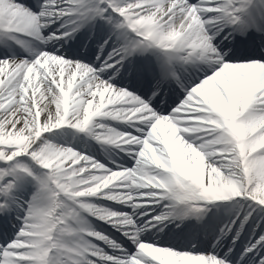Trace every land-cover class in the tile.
I'll use <instances>...</instances> for the list:
<instances>
[{
  "label": "snow or ice",
  "instance_id": "snow-or-ice-1",
  "mask_svg": "<svg viewBox=\"0 0 264 264\" xmlns=\"http://www.w3.org/2000/svg\"><path fill=\"white\" fill-rule=\"evenodd\" d=\"M0 264H264V0H0Z\"/></svg>",
  "mask_w": 264,
  "mask_h": 264
}]
</instances>
